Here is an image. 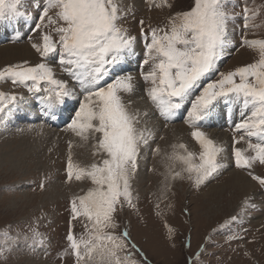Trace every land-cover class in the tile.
<instances>
[{"label":"rangeland","instance_id":"374dc122","mask_svg":"<svg viewBox=\"0 0 264 264\" xmlns=\"http://www.w3.org/2000/svg\"><path fill=\"white\" fill-rule=\"evenodd\" d=\"M159 2L160 0H155V4ZM155 4L150 0H120L121 8L127 13L121 23L136 38L133 51L124 55L136 56L140 71L132 70L140 73L141 79L135 76V83L140 82L143 87L142 97L135 98L133 91L122 92L121 96L130 112L140 114L137 127L150 130L152 135L148 137L147 143L139 145L137 167L130 180L135 207L129 206L121 198L123 207L118 206L115 213L119 225L115 231H128L131 242L139 250L136 259L141 264H264V211H261L262 215L259 211L256 213L257 208H254L264 209V185L255 179L264 178V164L255 162L250 169L240 168L235 165L234 158L235 148L247 150L249 140L257 143V139L249 138L243 131H237L235 126L239 122H230L235 127L230 129L221 127L224 125L221 121L219 126L195 127L186 118L170 123L160 115L147 96L146 90L150 85L142 76V72L148 70L147 65H142L146 52L143 34L149 33L150 27L164 28L170 17L190 10L194 6V0H168L171 7L163 8ZM45 5L46 0H22L20 11L27 13L24 16H27L28 24L17 45H27L34 56L28 60H5L6 57L2 54L0 69L23 61L30 65L41 62L49 64L58 56L53 53L48 58L41 57L33 47L34 44L43 43L45 33L58 40L55 32L58 25L50 24L47 18L43 23L39 19ZM245 6L259 11L260 15L251 21L257 27L245 29ZM224 10L229 14L227 43L223 46L216 68L203 78L200 87L186 99L188 111L191 101L202 87L220 79V73L234 71L258 59V52L243 45L242 38L246 35L249 40L264 39V0H225ZM55 11L53 9L49 12L53 19ZM140 21L144 22L143 25ZM37 24L41 26L37 28ZM0 45L16 44L1 42ZM60 66L62 67L61 64ZM61 73L66 76L64 71ZM123 74H128L125 69L113 71L111 81ZM69 82L75 90L77 86L72 81ZM41 87L46 88L48 85L41 84ZM27 88L14 84L11 79L0 80V92L17 96L15 101L6 99L4 110L0 112V264H76L67 236L71 232L80 237L86 233V225H90L84 217L73 219L71 202L74 197L85 195L94 185L87 178L68 181V158L71 154L74 162L87 167L100 161L103 156L95 154L93 145L96 141L91 138L88 141L82 140L68 128L70 123L57 130L55 127L45 126L47 124L40 119L38 113H34L35 117L26 115L22 106L26 101H32V95L27 94L32 91H27ZM145 95L147 98L143 100ZM83 96V90H77L70 96L75 112L83 102ZM41 101L43 99L34 102L37 107L39 105V109ZM56 105L62 107L60 104ZM11 112H14L13 115ZM210 115L213 113L209 112L207 117ZM243 115L239 117L240 122L246 117ZM74 116L75 114L72 118ZM173 125H178L180 130ZM197 128L225 149V139L218 141L213 134L214 130H222L223 133L230 134L222 135L230 138L229 143L232 144L219 157L224 167L199 186L194 180L187 179V174L173 180V161L170 160L174 151H182L173 146L185 144L189 151L197 154L198 162L200 145L191 135ZM241 136L244 139L235 143ZM245 154L254 155L251 150H247ZM143 159L147 161L141 171L147 172V175L140 181L137 179V172ZM181 167L176 162L174 170L179 171ZM233 170L241 172L255 185L247 189V192L228 185L227 176ZM163 182L167 184L160 193ZM136 183L142 185L138 187ZM220 184L224 186L218 189L220 191L211 190L214 185ZM254 196L256 199L251 200ZM33 229L41 236L34 237ZM40 239L43 243L37 242Z\"/></svg>","mask_w":264,"mask_h":264},{"label":"snow or ice","instance_id":"6c2138e0","mask_svg":"<svg viewBox=\"0 0 264 264\" xmlns=\"http://www.w3.org/2000/svg\"><path fill=\"white\" fill-rule=\"evenodd\" d=\"M150 2L155 4V0ZM21 3L22 0H0V20L27 15L20 11ZM224 3L225 0H194L190 10L170 17L164 28L150 27L149 33L143 34L146 52L142 65H147L148 70L142 76L150 85L146 93L164 118L171 119L200 87L203 78L216 68L228 38L229 14ZM155 6L171 7L168 0H160ZM53 9L55 19L49 16ZM126 14L120 0H46L39 19L43 23L47 18L50 24L58 25L55 28L58 40L45 33L43 43L33 45L41 57L56 53L59 63L66 66L64 70L78 82L84 93L83 102L68 128L84 141L94 139L95 154L103 156L87 167L74 162L71 154L68 158V181L87 178L94 185L71 202L73 219L84 217L90 225H86V233L80 237L71 232L67 236L76 264H141L136 259L139 250L131 242L128 231H115L119 227L115 213L118 206L123 207L121 198L135 207L130 180L137 167L139 145L147 143L152 133L137 127L140 114L130 112L121 96L122 92L134 90L133 75H118L111 82L101 83L122 62L121 57L134 49L136 38L121 23ZM259 15L258 10L245 6V29L257 27L251 21ZM242 44L254 48L258 59L234 71L220 73V79L203 86L191 101L187 122L195 127L218 101L241 105L242 115L245 111L248 115L236 124V130L258 142L249 140L247 145L254 155L235 148L234 158L237 167L250 169L255 162L264 164V39L249 40L245 35ZM5 79L34 93L45 92L42 99L48 108L62 104L74 94L66 81L55 77L53 68L46 62L7 65L0 69V80ZM41 84L48 87L42 88ZM6 99L15 101L17 96L0 92V112ZM191 135L200 145L198 162L197 154L189 151L187 145L173 146L182 151H174L170 157L171 178H183L187 174V179L199 186L224 167L219 157L225 149L198 128ZM243 139L241 136L235 143ZM176 162L182 165L179 171L174 170ZM255 179L264 185V178ZM33 236L41 234L33 229Z\"/></svg>","mask_w":264,"mask_h":264},{"label":"bare ground","instance_id":"6f19581e","mask_svg":"<svg viewBox=\"0 0 264 264\" xmlns=\"http://www.w3.org/2000/svg\"><path fill=\"white\" fill-rule=\"evenodd\" d=\"M129 2V1H128ZM29 19V18H28ZM1 46V45H0ZM136 51V50H135ZM4 55L6 58H5V60H24V59H32L33 58V51H31V49H29V47L27 46V45H8V46H1V48H0V55ZM239 56V55H238ZM1 57V56H0ZM121 63H119L118 65H117V67L115 66L114 68H116V70H120V69H122L123 67H125V66H127V64L128 63H131V64H135V61H134V57L131 59V57H129V56H122L121 57ZM50 64V66L53 68V70H54V73H55V77L57 78V79H59V80H64V81H66L67 82V84H68V86H69V88H71V89H73L74 90V88H73V86L72 85H70V82L68 81V79H66L63 75H62V73L60 72V70L58 69V67L53 63V62H50L49 63ZM118 67L120 68V69H118ZM131 75H133L134 77L135 76H137V75H134V74H131ZM73 82V81H72ZM71 82V83H72ZM134 84H135V88H134V90H133V92H135L134 93V95H135V98H137V96H139V97H142L143 96V87H142V84L140 83V82H137V83H135V80H134ZM6 87V86H5ZM7 87H9V86H7ZM77 90H82L81 88H80V86H79V84L77 85V88L74 90V93L77 91ZM147 98V96L145 95L144 97H143V100H146V98ZM67 98V97H66ZM133 99V101L135 102L136 101V99ZM23 102H25V101H23ZM37 103V101L36 100H33V101H31L30 103H27V101H26V104L25 105H23L22 106V108H23V110H24V112H25V114L26 115H32L33 117H35V114L34 113H38L39 115H40V109H39V105H38V107L35 105V103ZM63 103H65V104H67L68 105V107L69 106H71V104L73 103V101H72V98L70 97V99L69 100H67V101H64ZM133 103V102H132ZM184 103L185 102H183V104H182V107H183V109L185 110V106L186 105H184ZM57 104H59V103H57ZM62 107H60L62 110L64 109V111L65 112H67L68 110H67V108H65V106H63L62 104H60ZM40 106L41 107H45L46 106V104H45V102H44V100L43 101H41L40 102ZM57 106H59V105H57ZM21 108V109H22ZM38 109V110H37ZM184 110H182L183 112H184ZM213 111V112H212ZM209 112H211V114L213 113V115H210V116H206L204 119H203V121H205V123H206V125H215V126H219V124H220V121L221 122H224V124H225V122L227 121V119H226V110L224 109V107H223V105L221 104V103H217V104H215L214 106H213V108L209 111ZM230 112L231 113H229L230 115H229V124L232 126V127H234V125L233 124H235V122H239L240 123V119H239V117L242 115V109H241V107H239V108H237L235 105L230 109ZM12 113H14V112H11V114ZM149 114V113H148ZM152 114H156L155 113V111L153 112L152 111ZM209 114V113H208ZM244 114V113H243ZM13 115V114H12ZM156 116H157V114H156ZM247 116V115H246ZM156 120H157V118H156ZM41 122V121H40ZM147 122V121H146ZM149 122V121H148ZM233 123V124H231V123ZM42 123V122H41ZM45 125V124H44ZM156 125V124H155ZM160 125V124H159ZM46 126V125H45ZM173 126H178V125H173ZM48 127V126H47ZM157 128V127H156ZM235 128V127H234ZM176 129H179L180 130V127L178 126V127H176ZM214 129H216V128H214ZM156 130V129H155ZM212 130V129H211ZM153 131H154V129H153ZM183 131V130H182ZM219 131V130H218ZM218 131H216V130H214L213 131V134L216 136V139L218 140V139H225V145L227 146V148H229L232 144L231 143H229V141L231 140L230 138H225L227 135H230V134H226L225 132L223 133V131L221 132H218ZM156 132V131H155ZM180 133V132H179ZM222 134H224V135H226L225 137L222 135ZM210 135V134H209ZM213 135V136H214ZM171 136V135H170ZM184 137V136H183ZM184 138H186V137H184ZM183 139V138H182ZM230 139V140H229ZM180 140V139H179ZM186 140V139H185ZM219 141V140H218ZM164 142V141H163ZM241 144H242V142H241ZM245 146V145H244ZM227 148H225V149H227ZM146 161H147V159H143L142 160V162H140V166H139V169H138V172H137V174H138V177H137V179L138 180H140V181H142L143 180V178H145V176L147 175V172L145 173L144 171H141L142 169H143V167L145 166L144 164L146 163ZM144 170H145V168H144ZM165 170V169H164ZM168 171V170H167ZM160 172V171H159ZM152 174V173H151ZM167 176H169V171H168V173H167ZM228 180H229V184L228 185H230V186H232V187H237V188H239V189H242V190H244L243 192H247V189H251L252 188V186L253 185H255V184H253V183H251L247 178H246V176H243L242 175V173L241 172H239V171H237V170H233V171H231V173L230 174H228ZM159 180H162L161 178L159 179ZM166 180V179H165ZM151 184V183H150ZM166 184H167V182H163L162 183V189L159 191L160 193H162V191H163V189L166 187ZM135 185H137L138 187H140L141 185H142V183H139V184H135ZM222 187H224L223 185H218V186H215L214 185V187H212L211 188V190H213L214 192L215 191H220V190H218V189H221ZM226 187V186H225ZM254 188V187H253ZM158 195V194H157ZM247 195V194H246ZM257 195V194H256ZM199 197V196H198ZM207 197H208V194H207ZM210 197V196H209ZM254 199H256V197L254 196V197H252L251 198V200H254ZM199 200H203V199H199ZM262 201V200H261ZM202 202H204V201H202ZM257 202V201H256ZM260 202V201H259ZM151 203V202H150ZM261 204H262V202H261ZM152 205V204H151ZM249 205V204H248ZM255 205V204H254ZM253 205V206H254ZM259 205H260V203H259ZM262 206V205H261ZM260 206V207H261ZM201 207H202V205H201ZM263 207H264V203H263ZM155 208V207H154ZM252 208V207H251ZM254 208H257V211H256V213L259 211V212H261V211H264V209L263 208H258V207H255L254 206ZM199 210V209H198ZM255 210V209H254ZM255 212V211H254ZM253 213V212H252ZM261 214H262V212H261ZM258 215V214H257ZM260 215V214H259ZM263 215V214H262ZM248 217H249V215H248ZM261 217V216H260ZM263 217H264V215H263ZM243 219V218H242ZM250 219V218H249ZM258 221V220H257Z\"/></svg>","mask_w":264,"mask_h":264}]
</instances>
